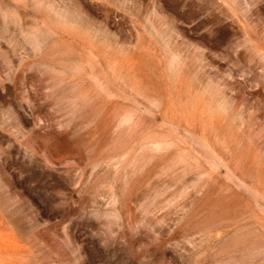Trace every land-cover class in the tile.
I'll return each instance as SVG.
<instances>
[{
    "label": "rangeland",
    "instance_id": "rangeland-1",
    "mask_svg": "<svg viewBox=\"0 0 264 264\" xmlns=\"http://www.w3.org/2000/svg\"><path fill=\"white\" fill-rule=\"evenodd\" d=\"M0 264H264V0H0Z\"/></svg>",
    "mask_w": 264,
    "mask_h": 264
}]
</instances>
